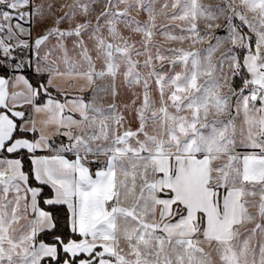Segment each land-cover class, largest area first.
<instances>
[{
	"label": "snow or ice",
	"instance_id": "6c2138e0",
	"mask_svg": "<svg viewBox=\"0 0 264 264\" xmlns=\"http://www.w3.org/2000/svg\"><path fill=\"white\" fill-rule=\"evenodd\" d=\"M0 264H264V0H0Z\"/></svg>",
	"mask_w": 264,
	"mask_h": 264
},
{
	"label": "rangeland",
	"instance_id": "374dc122",
	"mask_svg": "<svg viewBox=\"0 0 264 264\" xmlns=\"http://www.w3.org/2000/svg\"><path fill=\"white\" fill-rule=\"evenodd\" d=\"M166 23V22H165Z\"/></svg>",
	"mask_w": 264,
	"mask_h": 264
}]
</instances>
